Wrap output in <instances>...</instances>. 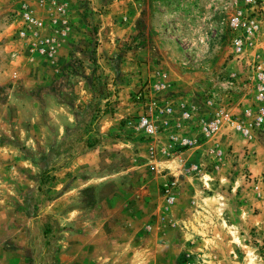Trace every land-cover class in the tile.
Returning <instances> with one entry per match:
<instances>
[{
    "label": "rangeland",
    "instance_id": "1",
    "mask_svg": "<svg viewBox=\"0 0 264 264\" xmlns=\"http://www.w3.org/2000/svg\"><path fill=\"white\" fill-rule=\"evenodd\" d=\"M14 1L0 0V264H264V0H44L25 40ZM239 12L257 19L240 59Z\"/></svg>",
    "mask_w": 264,
    "mask_h": 264
},
{
    "label": "built area",
    "instance_id": "2",
    "mask_svg": "<svg viewBox=\"0 0 264 264\" xmlns=\"http://www.w3.org/2000/svg\"><path fill=\"white\" fill-rule=\"evenodd\" d=\"M246 8L244 11L251 13L254 7L258 6L260 0H244ZM243 12H239L236 15L232 16L229 20V27L234 30L236 33L232 37L230 41L231 46V53L234 58L240 59L245 49L251 46V37L257 31V22L256 18L253 16H243ZM19 23L20 26L17 28L15 36L20 40L28 39L31 36H34L36 30L40 26V22L33 16L29 9H26L24 6L20 9L19 13ZM37 49L41 53L51 54L52 47L49 44L48 38H43L39 40ZM255 77L260 83L264 84V70L261 64L256 63L255 65ZM184 116H188L187 112L183 113ZM219 116V117H218ZM220 117L226 119V116H223V112L217 114V117L205 121L200 124L199 129L204 136H210L212 133L215 132L217 127L219 126ZM229 120V119H228ZM255 124L259 125L260 123L264 122V108H261L256 117L254 118ZM140 126H144L148 132L152 131V128L149 124H147V119L142 117L139 120ZM170 137L173 140H176V136L174 134H170ZM191 140L188 138H181L179 140L180 146L184 147L186 145L191 144ZM174 182L169 183V186H164L165 192L170 193L173 189ZM169 196V195H168Z\"/></svg>",
    "mask_w": 264,
    "mask_h": 264
},
{
    "label": "crops",
    "instance_id": "3",
    "mask_svg": "<svg viewBox=\"0 0 264 264\" xmlns=\"http://www.w3.org/2000/svg\"><path fill=\"white\" fill-rule=\"evenodd\" d=\"M31 5V6H30ZM45 5V3H44V0H33L32 2H30V1H28V0H18V1H14V2H10L9 4H8V6H6V8L7 9H11L10 11H13L14 9H17V10H19L20 11V9L22 8V6H24L26 9H29L32 13H37V11H36V6L37 7H42V6H44ZM10 7H12V8H10ZM45 10H46V8H45ZM3 77V75L0 73V78H2ZM198 144H194V145H192V147L191 148H189L188 150H192V152H190V154H192L193 155V157L194 156H196L198 153H200V152H198L197 150H195V149H197L198 147ZM193 147H196L195 149L193 148ZM194 149V150H193ZM205 152V151H204ZM202 161L201 162H195V163H193L194 164V166L196 167V168H198L199 170L200 169H202L203 167H202V165L203 164H205V163H207V158H208V155H207V153L205 152V154H203L202 153ZM194 160H195V158H193ZM206 161V162H205ZM198 163V164H197ZM215 166H217V165H215ZM207 173L209 174V176L210 175H212V173L213 172H211V171H207ZM216 175H219L220 174V171H217L216 173H215ZM129 223V222H128ZM131 236H128V238H130ZM139 245V244H138ZM137 245V249H138V251H140V249L142 248L141 246H138ZM137 251V252H138ZM139 253V252H138Z\"/></svg>",
    "mask_w": 264,
    "mask_h": 264
}]
</instances>
